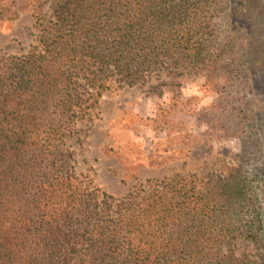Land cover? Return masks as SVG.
<instances>
[{"label": "trees", "instance_id": "obj_1", "mask_svg": "<svg viewBox=\"0 0 264 264\" xmlns=\"http://www.w3.org/2000/svg\"><path fill=\"white\" fill-rule=\"evenodd\" d=\"M207 2L61 0L26 53L0 56V264H257L230 251L258 235L238 224L254 204L240 164L114 199L78 175L67 145L114 82L201 66ZM30 4L42 10L0 0V21Z\"/></svg>", "mask_w": 264, "mask_h": 264}, {"label": "rangeland", "instance_id": "obj_2", "mask_svg": "<svg viewBox=\"0 0 264 264\" xmlns=\"http://www.w3.org/2000/svg\"><path fill=\"white\" fill-rule=\"evenodd\" d=\"M61 0H40L0 21V56L26 53L37 21ZM201 66L114 82L67 140L78 175L118 199L147 179L175 174L224 178L242 166L254 204L233 241L236 256L264 262V0H208ZM224 251H229L228 245Z\"/></svg>", "mask_w": 264, "mask_h": 264}]
</instances>
